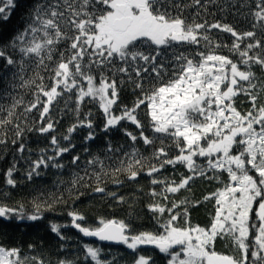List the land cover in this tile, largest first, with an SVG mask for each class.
Returning <instances> with one entry per match:
<instances>
[{
    "label": "snow or ice",
    "instance_id": "obj_1",
    "mask_svg": "<svg viewBox=\"0 0 264 264\" xmlns=\"http://www.w3.org/2000/svg\"><path fill=\"white\" fill-rule=\"evenodd\" d=\"M197 5L205 11L216 5L222 14L231 13L248 27L240 30L222 20L210 23L201 19L200 10L189 19L185 12ZM14 7L15 0H0V20L9 19ZM222 34H228L230 42ZM225 50L229 55L222 54ZM0 62V99L12 98L10 105L0 104V112L6 113L0 117V128L13 125V117L19 119L16 109L24 101L13 94L17 87H35L33 100L24 105L21 115L26 121L36 110L40 126L27 130L41 135L55 132L59 121L51 113L60 99L66 108L69 102L74 104L69 110L76 114V122L62 136L68 144L62 145L51 135L49 148L41 149L31 162L28 180L40 175L41 167H64L60 159L74 147L71 137L77 129L89 130L86 143L96 139L92 109L81 118L83 106L92 104L102 114L100 131H122L132 142L131 151L117 157L120 166L112 169L113 183H123L115 174L124 173L128 181H137L143 172L151 185L160 186L158 191L155 187L149 190L152 202L146 205L155 230L134 232L126 220L103 216L88 224L84 214L73 210L67 213L69 225H50L60 240L69 239L61 228L71 227L83 237L125 246L134 254L132 264H157L158 260L164 264H264V103H258L264 93V0H31L25 27L8 40L0 39ZM36 69L48 72L50 83ZM29 71L33 75L25 79ZM125 84L132 86L136 97L130 107L119 103ZM241 95L249 104L243 112L236 107ZM122 122L136 131H129ZM14 127L12 143L16 144L23 130ZM139 142L144 151L151 149L149 155L136 147ZM0 144L6 140L0 138ZM122 148L108 144L106 153L115 154ZM170 149L175 152L170 154ZM24 150L20 143L17 151ZM79 160L73 156L71 163L76 165ZM87 164L98 165L100 170L86 168L85 175L76 174L73 187L94 177L95 193L107 194L118 204L127 203L114 192L106 193L103 177L109 170L99 157ZM168 166L185 169L179 181L156 175ZM15 171L13 164L5 173L9 188L17 186ZM197 179L220 185L203 198V202L213 201L207 226L190 219V208L202 201L172 199L181 190L191 191ZM60 199L55 197L52 204L34 199L31 213L22 204L15 208L0 204V219L38 221L42 211L51 210ZM218 240L230 243L234 254L216 251ZM143 246L156 251L145 253ZM28 247L31 250L33 245ZM101 252L98 246L84 245L90 264H113ZM0 264L45 261L21 255L20 248L0 245ZM57 264H76V260L59 259Z\"/></svg>",
    "mask_w": 264,
    "mask_h": 264
},
{
    "label": "trees",
    "instance_id": "obj_2",
    "mask_svg": "<svg viewBox=\"0 0 264 264\" xmlns=\"http://www.w3.org/2000/svg\"><path fill=\"white\" fill-rule=\"evenodd\" d=\"M30 4L31 0H15V7L9 11V19L6 21L0 20V39L8 40L17 30H22L25 27V17ZM197 10L201 11V19L206 18L210 23L213 20H222L224 22L234 23L240 30L248 27L243 19L233 17L231 13L222 14L216 5H210L207 11L200 9L199 5H197L189 8L185 12V15H188L189 19H191L190 14L195 13ZM210 13H215V16ZM222 35L225 37L226 42H230L231 38L228 34ZM222 54L229 55L226 50ZM46 63L49 62L46 61ZM0 67H2V62H0ZM33 67H35L34 64ZM254 67L257 74H259V68ZM36 70L40 71L41 75L46 78L47 83H50L47 80L49 76L48 72L43 71V69ZM32 75V71L26 72L25 79ZM15 83L19 85L20 81L17 80ZM35 90L34 86L17 87L15 89L13 94L17 98L22 97L24 101V104L16 109V116L19 119L13 117V125L0 128V138L6 140V144H0V204L10 208H15L22 204L26 212L31 213L33 211L32 201L34 199L39 202L47 201L49 204H52L53 199L57 196L61 199L59 203L53 205L51 210H43L41 213L42 219L38 221L18 220L15 218L7 220L0 219V245L9 248H20L21 255L39 256L45 261V264H57L59 259L76 260V264H90V260L84 256V245L98 246L102 250V258L113 260V264H117V262L118 264H132L134 254L123 245L112 246L93 242L82 237L80 233L71 227L61 228V232L69 237L66 241H62L50 231V225L53 223L69 225L70 217L67 213L74 210L84 214L87 218L86 223L88 224H94L98 217L103 216L108 219L126 220L132 225L134 232L155 230V222L152 220V214L148 211L146 205L152 202L148 195L149 190L155 187L158 191L160 186L151 185L150 178L144 175L143 172L137 178V181H128L124 173L115 174V178L123 181V183H113L112 169L120 166L117 157L122 156L124 151L130 152L132 142L123 135L122 131L115 129L109 133L100 131L103 124L102 114L92 104L83 106L81 118H83L85 112L92 109L96 139L86 143L84 138L89 130L87 128L77 129L71 137V143L74 147L60 159V163L64 167L62 169L41 167L39 169L41 174L34 175L31 180H28L26 172L29 170L31 162L39 157L41 149L49 148L51 135H56L62 145H67L68 141H64L62 136L66 134L67 128L72 126L77 119L76 114L69 110V108L74 107V104L69 102V108H66L65 100L60 99L53 106L51 113L52 119L59 121L56 124L55 132L41 135L36 130L28 131V127L36 129L40 126L37 122L39 120V113L36 110H33L32 113L27 115L26 121L24 116L21 115L24 111V105H27L33 100L32 93ZM135 99L136 97L133 95L132 86L125 84L120 92V105H128L130 107ZM242 101L244 103H241ZM11 103V97L0 99V104L10 105ZM258 103H264V93H261ZM39 107H42V105ZM236 107L241 112L245 111L249 107L247 97L242 95L237 97ZM116 112L119 114L118 108ZM5 115L6 113L0 112V117ZM139 117L142 122L145 121L143 111L139 112ZM122 123L129 131H136L133 125L127 124L126 122ZM14 125H19L23 130V136L16 144L12 143L16 139ZM146 131L151 135L149 129H146ZM20 143L25 145L23 153L17 151ZM108 144H111L114 149L121 148V146L123 148L121 152L115 154L106 153ZM157 146L159 145L157 144ZM136 147L141 149L145 156L150 154L151 149L144 151L142 142L137 143ZM85 148L88 151H85ZM169 151L170 154L175 152L174 149H170ZM48 154L51 153L49 152ZM73 156L80 157L76 165L71 163ZM94 156L99 157L103 161L104 166L109 170V175L103 177L104 183L102 186L105 187L106 193L114 192L117 197H124L127 203L118 204L114 198H111L107 194L95 193L93 191L96 186L94 177H86L85 180L73 187L72 181L76 174L81 176L85 175L83 170L86 168L89 172L92 171V168H95L96 171L100 170V166L98 165L89 166L87 164V161ZM107 156H112V159H107ZM124 159L126 160L127 157H124ZM13 164L16 165L14 177L17 180V186L15 188H9L5 183V173ZM184 172L185 169L182 166H177L175 169L168 166L156 175L168 176L179 181L181 174ZM224 179L226 181V174L224 175ZM85 184L87 186H84ZM219 186L214 180L197 179L192 182L191 191L181 190L172 199L178 201L184 197H188L191 200L202 201L198 207L190 208V219L193 224L207 226L213 213V201L203 202V198L209 193L216 191ZM5 191L8 192L7 196L2 195ZM129 204L132 205L131 208H129ZM252 215L254 216V214ZM180 223L182 224L183 220ZM29 245H33L31 250L28 247ZM62 245L63 248L61 247ZM215 248L216 251L224 254H234L230 243L223 240H218ZM142 250L145 253L156 251L147 246H143ZM157 264H164V262L158 260Z\"/></svg>",
    "mask_w": 264,
    "mask_h": 264
},
{
    "label": "water",
    "instance_id": "obj_3",
    "mask_svg": "<svg viewBox=\"0 0 264 264\" xmlns=\"http://www.w3.org/2000/svg\"><path fill=\"white\" fill-rule=\"evenodd\" d=\"M76 230V229H75ZM77 231V230H76ZM78 232V231H77ZM79 233V232H78ZM82 236V235H81ZM83 237V236H82ZM85 239H88V240H91L93 242H97V243H101V244H104V245H112V246H117V244H112V243H107V242H101V241H98L96 240L95 238H90V237H84ZM147 247H150V246H147Z\"/></svg>",
    "mask_w": 264,
    "mask_h": 264
}]
</instances>
